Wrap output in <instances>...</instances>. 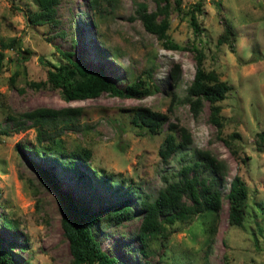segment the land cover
<instances>
[{
  "label": "rangeland",
  "instance_id": "1",
  "mask_svg": "<svg viewBox=\"0 0 264 264\" xmlns=\"http://www.w3.org/2000/svg\"><path fill=\"white\" fill-rule=\"evenodd\" d=\"M173 0H170L171 7ZM180 13L170 9L167 33L180 49L162 48L135 17L136 3L154 9L152 0H100L98 14L88 0H58L53 23L31 25L27 14L37 9L34 0H0V38L16 39L3 50L0 72V130L11 129L6 115L38 106H80L74 126L51 142L42 139L33 153L34 130L0 131V239L11 243L16 264H69L70 254L62 236L55 195L39 177L34 165L47 170L78 206L90 212L126 202L131 216L114 223L106 218L92 227L102 250L117 264H264V146L256 147L255 134L264 128V0H180ZM200 4L196 20L200 32L189 25V9ZM233 29L231 44H216L223 21ZM203 51L202 66L213 70L229 86L218 102L221 136L236 132L229 151L209 123L207 103L193 116L182 101L192 79L194 59L189 46ZM31 55L22 61L16 49ZM56 48L69 52L72 61L104 73L124 90L135 86L140 94L115 97L101 93L95 98H60L48 83L33 88L29 81L45 80L46 62L66 64ZM178 64V80L169 78L170 65ZM176 95L170 111L167 106ZM136 106L167 115L189 132L191 141L164 163L157 148L168 131L149 135L130 121ZM178 139V137H177ZM16 145H19L18 149ZM88 149L87 161L76 154ZM193 149L208 150L225 164L221 196L229 179L239 174L247 186L246 215L241 226L227 222V201L221 198L217 212H204L167 228V237L153 243L151 255L139 251L135 238L139 224L138 198L155 197ZM64 154H63V153ZM244 158V162L241 161ZM3 218L9 224L2 223Z\"/></svg>",
  "mask_w": 264,
  "mask_h": 264
},
{
  "label": "trees",
  "instance_id": "2",
  "mask_svg": "<svg viewBox=\"0 0 264 264\" xmlns=\"http://www.w3.org/2000/svg\"><path fill=\"white\" fill-rule=\"evenodd\" d=\"M37 9L27 14V21L31 25L53 23L56 15L58 0H34ZM108 6L113 0H103ZM154 9L148 11L144 2L136 3L135 17L140 21L143 29L154 35L158 44L164 49L177 50L180 47L173 42L168 33L170 9L180 13V0H152ZM89 7L94 13L98 12L100 0H88ZM200 12V4L195 3L189 9V25L194 34L200 32L196 20V13ZM98 14V13H97ZM235 39L233 29L227 21L217 36L216 44L230 45ZM16 39L4 41L0 38V72L2 70L3 50L14 47ZM16 57L25 61L31 52L24 48L16 49ZM58 54L66 60V64L53 65L46 62L45 80L29 81L33 88L43 87L48 83L51 88L58 89L60 98L65 101L83 100L98 97L106 93L115 97H131L133 93L140 94V90L131 85L124 90L117 88L113 82L102 72L94 71L72 61L69 52L56 48ZM189 51L194 59V72L192 79L185 88L182 101L188 104V109L196 116L202 103H207L208 121L215 128L216 135L222 140L229 151L238 158L232 147V141L238 139L236 132L227 137L221 136L222 117L218 102L226 97L229 86L219 79L213 70H205L202 66L203 51L191 44ZM179 66L172 63L168 75L173 84L178 80ZM176 95L170 97L167 111H170L176 100ZM80 106H61L52 108L38 106L24 110L16 115H6L11 122V129L2 128L4 135L9 132H19L28 128L34 130V143L31 147L33 153L41 150L39 146L42 139L51 142L64 129L74 126L81 113ZM133 125L143 129L147 134L154 135L161 131L164 123L167 132L164 134L157 148L160 160L166 163L180 148L186 147L190 141V134L186 128L167 120L165 113L152 110L145 106H136L130 117ZM178 137V139H177ZM256 147L264 146V128L255 134ZM19 145H16L18 149ZM19 150V149H18ZM63 153V152H62ZM64 154V153H63ZM82 161H87L90 155L88 149H81L76 154ZM244 162V158H241ZM41 180L55 195L57 209L60 215L59 223L62 236L67 241L70 254L69 264H117L115 257L108 255L101 249L92 231L94 224L106 218L118 223L131 216V209L126 202L119 206L104 207L101 212H90L88 208L78 206L72 196L62 190L56 179L45 169L34 165ZM226 168L223 161L218 160L208 150L193 149L190 160L181 165L170 177H163L164 184L157 190L152 199L148 195L138 198L140 204L139 224L135 238L139 243L142 255H151L153 243L167 237V228L176 222H186L195 215L204 212H217L221 205V198L227 201V222L229 225L241 226L246 215L247 186L239 174H234L228 181L226 193L221 196L217 185L223 183ZM2 223L8 225L7 219ZM0 264H16L11 252V243H4L0 239ZM148 264V263H145Z\"/></svg>",
  "mask_w": 264,
  "mask_h": 264
}]
</instances>
